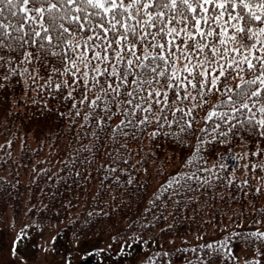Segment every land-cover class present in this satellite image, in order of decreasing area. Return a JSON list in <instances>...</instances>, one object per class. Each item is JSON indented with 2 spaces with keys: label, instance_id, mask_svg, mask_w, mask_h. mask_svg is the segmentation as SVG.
Returning <instances> with one entry per match:
<instances>
[{
  "label": "snow or ice",
  "instance_id": "1",
  "mask_svg": "<svg viewBox=\"0 0 264 264\" xmlns=\"http://www.w3.org/2000/svg\"><path fill=\"white\" fill-rule=\"evenodd\" d=\"M27 65L39 67L30 72ZM41 69L50 71L38 85L40 91L59 98L65 106L71 102L68 112L59 115L73 123L81 117L89 126L95 121L101 130L111 127L113 139L118 131L127 136L125 129L130 128L133 139L163 137L181 146L184 136L198 132L193 153L160 185L151 204L165 195L169 199L180 195L188 181L208 183L183 170L205 159L206 144L217 140L227 144L233 136L243 139L246 133L257 140V148L240 158L264 155L259 146L264 138V0H0V80L10 84L13 77L19 82L27 75L36 84L42 79ZM234 81L238 82L232 86ZM4 87L0 83V89ZM205 108V127L197 130L199 110ZM114 117L120 119L112 124ZM11 144L9 140L7 147ZM4 147L0 144V150ZM224 160V173L239 166L231 150ZM104 167L125 173L118 167ZM249 167L264 172L259 160L244 164L246 170ZM234 181L231 176L228 184ZM126 183H132L131 176ZM243 184L247 186L248 181ZM261 191L257 187L253 195ZM24 234L22 229L18 240ZM229 236L255 241L256 252L264 255L259 248L264 231L259 228ZM231 242L226 237L198 248L235 260ZM147 259L148 264H156L153 256ZM201 264L207 261L201 258Z\"/></svg>",
  "mask_w": 264,
  "mask_h": 264
},
{
  "label": "trees",
  "instance_id": "2",
  "mask_svg": "<svg viewBox=\"0 0 264 264\" xmlns=\"http://www.w3.org/2000/svg\"><path fill=\"white\" fill-rule=\"evenodd\" d=\"M16 60L19 62L20 57ZM27 67L34 72L39 65ZM49 71L41 69L42 79L36 84L27 75L19 82L13 77L10 84L0 80L5 83L0 89V144L5 145L0 150V220L7 212L12 214L14 222L24 220L19 228L20 233L25 230L24 243L28 239L34 241L46 230L44 225L51 224L57 225L62 245L72 234L99 239L107 235L119 246L97 248L92 257L85 256V252L78 264H122V261L148 264L150 255L156 264H201V258L207 264H245L247 260L257 259L240 258L233 251L236 259L228 260L221 254H209L198 248L226 237L232 241V250L234 243L257 246L253 240L229 236L257 228L264 231V212H256L264 208V172L244 168L249 161L264 163V155L240 158L246 152L256 151V139L242 133L243 139L233 136L227 144L219 140L206 144L202 152L205 159L183 170L196 173L208 183L188 181L180 195L171 199L165 195L151 204L149 201L155 200L154 194L160 185L180 170L193 153L198 132L184 136L181 146L163 137L153 140L151 136L140 135L133 139L130 128L125 129L127 136L118 131L113 139L111 127L101 130L95 121L89 126L81 117H76L73 123L70 117L59 115L68 112L71 102L65 106L59 98L51 99L47 91L42 92L38 87L47 79ZM207 111V108L199 110L195 129L205 127L202 118ZM119 119L114 117L110 123H118ZM9 140L11 148L7 147ZM259 146L264 148V138L260 139ZM229 150L237 156L239 166L224 173V155ZM114 157L116 164H113ZM124 159L128 160L127 164L123 163ZM105 165L124 169L126 174L112 173ZM201 167L211 172L198 171ZM218 174L223 178L216 179ZM129 176L131 184L126 183ZM231 176L235 181L229 185ZM245 180L247 186L243 184ZM189 187L191 190L186 191ZM257 187L262 189L258 196L253 195ZM257 219L259 223L255 222ZM28 232L36 234L27 236ZM193 247L198 250L183 251ZM130 252H134L132 258L121 257ZM164 252L169 255H155Z\"/></svg>",
  "mask_w": 264,
  "mask_h": 264
},
{
  "label": "rangeland",
  "instance_id": "3",
  "mask_svg": "<svg viewBox=\"0 0 264 264\" xmlns=\"http://www.w3.org/2000/svg\"><path fill=\"white\" fill-rule=\"evenodd\" d=\"M18 145V144H17ZM18 148V146H17ZM12 214L6 213L5 217L0 220V264H78L83 258V254L92 257L97 248L119 247L118 244L112 243L114 238L107 235L98 236H74L66 238L65 244L62 245L57 225L46 224V230L37 235L33 240H18L20 234L19 228L22 219L14 222ZM36 233L28 232L27 236ZM15 242V244H14ZM52 244V245H51ZM257 246H244L241 243H234L233 251L241 258L243 256H253L264 262V255L256 252ZM122 248V245L121 247ZM124 248V247H123ZM260 253H264V246H259ZM134 251V249H133ZM134 252L124 253L121 257L132 258ZM137 259L141 256L137 255ZM124 264V262H121ZM137 263V262H136ZM161 264H169L162 262Z\"/></svg>",
  "mask_w": 264,
  "mask_h": 264
}]
</instances>
